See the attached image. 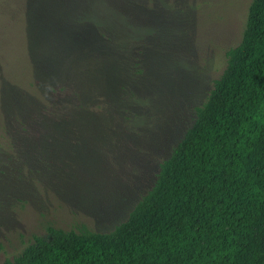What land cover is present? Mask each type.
<instances>
[{"label":"rangeland","instance_id":"1","mask_svg":"<svg viewBox=\"0 0 264 264\" xmlns=\"http://www.w3.org/2000/svg\"><path fill=\"white\" fill-rule=\"evenodd\" d=\"M251 2L0 0V118L19 88L51 112L39 135L0 130V264L50 229L108 232L127 216L193 125Z\"/></svg>","mask_w":264,"mask_h":264},{"label":"trees","instance_id":"2","mask_svg":"<svg viewBox=\"0 0 264 264\" xmlns=\"http://www.w3.org/2000/svg\"><path fill=\"white\" fill-rule=\"evenodd\" d=\"M18 91L0 118L9 139L39 135L31 126L51 116L41 99L27 106L36 91ZM195 114L113 229H50L4 264H264V0H252L242 40Z\"/></svg>","mask_w":264,"mask_h":264}]
</instances>
